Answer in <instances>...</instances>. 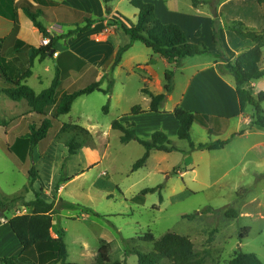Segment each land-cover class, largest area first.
I'll list each match as a JSON object with an SVG mask.
<instances>
[{
	"label": "rangeland",
	"instance_id": "374dc122",
	"mask_svg": "<svg viewBox=\"0 0 264 264\" xmlns=\"http://www.w3.org/2000/svg\"><path fill=\"white\" fill-rule=\"evenodd\" d=\"M200 1L209 5L213 12L219 0ZM177 5L183 14L189 13L192 7L190 0H178ZM202 19L205 29V19ZM2 56L8 60L13 53L7 47L2 49ZM8 61L13 67L12 61ZM22 62V68H28L27 60L23 58ZM262 66L264 68V59ZM34 72L41 76L44 86H49L55 74L54 69L45 71L44 65L40 64L36 65ZM106 76L104 81L109 83L112 76ZM124 81H127L126 99L111 101V95L106 98L94 92L76 100L70 115L63 117L69 124L79 125L93 136V145L83 150L91 169L62 185V191L60 187L56 192V186H51L44 187L41 192L47 203L56 201L58 213L53 217L52 235L58 238V230H64L68 262L94 264L101 240H106L111 243L113 261L139 264L138 256L127 254V250L149 253L153 251L154 243L143 241V237L151 233L158 240L170 232L188 237L204 259L203 264H230L240 252L254 253L264 263V128L251 127L236 119L226 130V123L218 124L211 120L210 133L196 124L191 131L196 145L228 139L229 144L221 150L194 151L187 155L155 151L143 168L132 172L133 165L143 156L145 149L135 141L123 144L122 134L112 129V123L116 120L123 122L131 115L134 106L139 105L145 110L148 104L140 91L144 84L139 78H118L117 91ZM28 82V86L37 92L46 88L41 87L37 78ZM87 84L86 80H81L74 90L85 88ZM260 92H264V78L258 82L255 94ZM108 104L109 112L105 113L104 107ZM171 105L169 103L167 108ZM262 106L264 109V103ZM24 107L25 117L31 119L26 103ZM247 114L255 119L253 107L249 106ZM214 129L218 133H214ZM235 132L242 135L230 138ZM168 135L180 150H190L188 142ZM70 136L55 132L35 148L40 158L46 159L45 150L51 144L60 145L56 161L60 174L64 163L60 159L61 150L66 147L65 142ZM142 138L149 139L144 135ZM80 139L83 140L82 137ZM11 142L0 134V199L12 210L10 216L24 215L31 212L23 206L24 200H33L35 196L28 169L19 162ZM34 167L39 173L38 167ZM40 170L42 172V167ZM39 175L43 180L45 175L42 173L43 178ZM62 175L68 176L67 167ZM37 183L39 185L40 182ZM159 186L163 187L161 192L148 194L144 205L132 202L144 189ZM161 195L163 202L160 201ZM19 199L22 200L20 206L14 202ZM62 200L91 208L94 212H84L82 208L60 209ZM229 209L238 212L237 219L225 216ZM186 215L194 217L187 219ZM246 228L250 232L241 240ZM1 232L5 233L3 229ZM9 252L10 255H6ZM17 252L11 240L0 246V258L18 256ZM161 264L170 263L164 260Z\"/></svg>",
	"mask_w": 264,
	"mask_h": 264
},
{
	"label": "crops",
	"instance_id": "0c3cea01",
	"mask_svg": "<svg viewBox=\"0 0 264 264\" xmlns=\"http://www.w3.org/2000/svg\"><path fill=\"white\" fill-rule=\"evenodd\" d=\"M22 1H15L18 17L17 25L13 20L0 13V39L5 41L3 49L8 47L9 51H12L13 57L8 60L16 65L18 71L22 70L23 58L26 60L31 56V51H26L25 46L42 47L44 39L30 18L21 9ZM48 1H52L56 6L47 8L45 10L47 16L41 17L39 21L52 36L61 37L70 31L76 30L77 27H84L86 19H102V22L94 24L86 32H80L73 37L59 40L55 48L57 55H54L53 58H48L43 62L40 61L39 57L35 60L32 68L33 75L24 81L25 84H29L28 80L37 78L41 87L44 86L41 76L36 75L34 72L37 64L44 65L45 71L55 70L49 86H44L46 88L39 92L33 88L36 93L39 94L51 86L57 70H59L61 77L62 93L75 92L74 88L81 80L88 82L86 87L95 82L103 81L102 89H107L108 83L104 81V77L113 71L112 78L115 84L110 98L111 101L116 99V102H120L126 99L127 81H124L121 84L122 88L117 91L118 78L122 76L126 77L127 80L129 78H139L144 84V87L140 88L141 92L143 88H146L154 95H160L165 93V76L168 73L173 76V91L161 107V112H147L151 105V98L142 92L144 97L147 98L145 100L148 104L147 109L142 108L144 113L127 116L122 122L135 123V129L140 137L144 135L150 139L152 134L158 130L178 137L180 123L173 114L177 106H182L188 112L210 116L218 124L226 123L224 126L226 130L233 120L239 119L250 124L253 119L252 116L247 114L249 106L243 112L241 110L235 78L230 74H222L219 71L214 56L199 55L185 58L182 61V67L175 70L176 66L172 61L166 60L142 42L134 41L128 36L124 28L136 27L139 20V10L131 5V0H111L109 2H106V0ZM5 2V0H0V11H4L3 5ZM145 2L155 6L156 16L162 23L179 25L186 33L190 43L203 42L211 52H218L217 45L213 41L211 26L213 15L209 5L202 4L197 8L192 5L189 9L190 12L183 14L177 5L178 0H145ZM107 9L110 10L109 14ZM217 11L223 14V25L228 24L230 21L241 20L246 25L264 33V5H260L257 0H225L217 5ZM202 17L205 19V29L201 23ZM198 31L201 32L199 38L196 35ZM103 34H106V40L97 41V37ZM220 35L223 52L229 59H235L254 46L251 40L243 41L235 33L226 29L221 30ZM124 47L128 48L122 56L121 63L113 70L118 52ZM262 63L261 68H263ZM262 79L252 83L255 92L257 91L258 82ZM81 89H84V87ZM98 93L108 98V95L102 92ZM24 103L26 102L9 101V98L0 92V134L6 140L12 141V149L17 151L19 162L26 166L28 173L31 167L36 165L39 173L45 175L44 178L42 175L45 188L54 187L61 177L59 173L61 169L59 170L56 165L60 154V145L58 143L51 144L44 152V156L48 157L46 159L40 158L37 149H34L32 153L30 152L26 142L29 134V122L25 117ZM169 103L172 105L167 108ZM69 115L62 116V122L68 123L63 117ZM222 128H220V131ZM214 133H218V131L215 132L214 129ZM235 135L242 134L235 132L230 138ZM84 149L67 164L68 177L73 180L85 175L91 169L83 153ZM67 156L68 150L64 147L61 150L60 159L64 161ZM40 185L37 182L32 185L34 196L35 192H42ZM62 189L63 187H61V191ZM14 216L0 218V246L11 240L16 251H18L17 253L20 254L23 247L9 225V219ZM2 220L5 222L2 223ZM2 229L6 234L1 232ZM10 253L6 255H10Z\"/></svg>",
	"mask_w": 264,
	"mask_h": 264
},
{
	"label": "trees",
	"instance_id": "16d2710c",
	"mask_svg": "<svg viewBox=\"0 0 264 264\" xmlns=\"http://www.w3.org/2000/svg\"><path fill=\"white\" fill-rule=\"evenodd\" d=\"M5 1L3 5L4 11L2 10L0 13L13 20L17 25L16 0ZM109 1L111 0H106V2ZM190 1L195 8L206 4L200 0ZM222 1L225 0H219L217 5ZM257 1L260 5H264V0ZM131 5L139 10V20L136 27L131 29L124 28L128 36L134 41L142 42L146 47L152 49L154 53L159 54L166 60L172 61L177 69L182 67V61L185 58L199 55L214 56L219 71L222 74H230L235 78L236 92L242 112L247 106L254 108L255 119L249 125L251 127L260 126L264 128V109L262 106L264 103V92L256 95L252 86L254 81L264 78V69L261 68L264 48L263 32L246 25L241 20L230 21L228 24L223 25V14L215 9L212 12L213 21L211 26L213 29V41L217 45L218 52H211L203 42H199L198 44L190 43L186 33L179 25L162 23L156 16L155 6L153 4L146 3L145 0H131ZM55 6V3L48 0H23L21 2V9L30 18L42 36L50 39V44L39 48L26 45V51H31V56L26 59L28 68H22V70L18 71L13 62V67H10L9 62L3 58L2 49L5 41L0 39V92L14 102L25 101L27 103L30 109L29 118L31 119L26 118L29 122V134L27 135L26 142L31 153L40 143L46 141L55 132L58 135H71L65 142L68 156L64 159L62 165L63 172L67 167L66 163L74 156L79 155L83 148L93 145V136L90 131L79 125L62 122L61 117L68 115L72 111L75 101L82 96L90 95L94 92L111 95L115 82L111 77L107 89H102L103 81H100L72 93H62L61 77L59 70H57L51 86L39 94L24 83L25 80L33 75L32 68L38 57L41 62L54 57L56 44L59 40L73 37L80 32H86L94 24L102 22V19H86V25L84 27H77L76 30L70 31L61 37L52 36L39 19L47 16L45 11L47 8ZM107 13H110L109 9H107ZM223 29L235 33L243 41L251 40L254 46L235 59L227 58L221 45L220 33ZM196 35L199 38L201 32L198 31ZM127 48L124 47L118 52L113 70L121 63L122 56ZM112 72L109 75L112 76ZM104 78H107V76ZM165 79L164 94L154 95L148 89H142V92L151 98L149 108V112L151 113H160L161 107L168 95L173 91V76L167 73ZM104 112H109V104L104 107ZM141 113H144V111L139 105L134 106L131 110V115H139ZM173 114L180 123L178 139L189 143L190 150L188 152L180 150L175 146L164 131H155L150 139H143L135 129V123H122L119 120L112 123V129L122 134L121 142L123 144L135 141L145 149L143 156L133 165L132 172L143 168L154 151L168 154L183 152L187 155L194 151L221 150L229 144L230 140L228 139L196 145L191 135L193 125L198 124L211 133L212 130L209 127V122L213 119L201 113L188 112L182 106H177ZM81 137L83 140L80 139ZM62 172L60 174V180L55 187L56 192L59 191L62 185L73 180L68 176L62 175ZM29 175L31 184L40 182L41 191H43L45 187L44 182L34 166L30 170ZM162 189V186L144 189L132 199V202L144 205L146 202L145 198L148 194H153L157 191L161 192ZM160 201L163 202L162 195L160 196ZM14 202L18 206L22 204L21 199ZM14 202L12 201V203ZM7 205H5L3 199H0V218L4 216L9 217L12 213V210ZM23 206L31 212L24 215H15L9 219V225L23 247V251L18 256L0 258V264H73L68 262L69 254L64 230H58V238L52 235V229L54 227L53 217L58 213L55 199L53 202L47 203L43 200L41 193L35 192V199L30 202L24 200ZM59 208L64 210L82 208L84 212H94L91 208L64 200L61 201ZM225 216L230 219H237L239 215L236 210L229 209L226 211ZM193 217V215L185 216L187 219H192ZM249 232V228L244 229V233L241 234L240 239L243 240ZM142 240L153 242V251L143 253L137 249L132 251L127 250V254L138 256L139 264H161L164 260L169 261L170 264H203L204 262V259L196 252L193 242L186 236L169 232L156 240L153 234L147 233ZM111 247V243L106 240H101V246L94 264H125L123 261H113L111 259ZM230 264L264 263L254 253L240 252L232 259Z\"/></svg>",
	"mask_w": 264,
	"mask_h": 264
},
{
	"label": "built area",
	"instance_id": "2783aa9c",
	"mask_svg": "<svg viewBox=\"0 0 264 264\" xmlns=\"http://www.w3.org/2000/svg\"><path fill=\"white\" fill-rule=\"evenodd\" d=\"M106 40V34L100 35L97 37V41L102 42ZM50 44V39L49 38H44L42 41L43 46H48ZM57 55V53H55Z\"/></svg>",
	"mask_w": 264,
	"mask_h": 264
}]
</instances>
